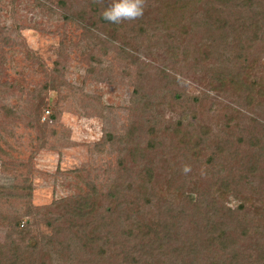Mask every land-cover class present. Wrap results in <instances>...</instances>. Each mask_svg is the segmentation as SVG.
<instances>
[{
  "label": "rangeland",
  "instance_id": "1",
  "mask_svg": "<svg viewBox=\"0 0 264 264\" xmlns=\"http://www.w3.org/2000/svg\"><path fill=\"white\" fill-rule=\"evenodd\" d=\"M57 1L39 0L36 4L34 0H0V188L6 193L11 195L15 184L18 190L14 195L25 196L29 192V205L48 208L44 212L46 219L58 216L52 207L54 201L80 193L85 187L82 179H90L106 194L110 176L117 175L105 174L106 168L114 166L118 153L108 147L100 152L96 145L106 132L115 137L131 132L135 135L130 137L129 145L140 137L142 157L137 155L132 162L125 156V168L133 173L135 192L119 198V203H139L142 215V200L136 196V186L141 183L136 174L141 176L145 169L154 173L156 180L149 188L154 195L151 210L155 212L159 202L180 203L183 195L194 196L190 193L195 190L191 180L186 182L190 186L182 187L183 191L180 183L168 185L167 167L173 166L181 175L187 173L182 157L188 155L189 161L196 159L200 161L197 167L206 169V159L216 153L220 158L212 170L218 172L226 162L239 175L240 161L247 163L256 152L251 145L254 138L262 140L260 146H264V28L258 33L198 28L195 37L192 31H186V36H179L193 37V45L185 56V47L178 43V49L167 51L170 41H164L163 35L153 38L156 43L137 38L147 49L139 54L131 49L139 59V65L131 66L119 51L136 45L130 39L134 33H123L129 37L127 45L120 39L110 40V48L103 55L97 48L85 47L88 42L82 41V29L71 21L81 9L88 10L85 1L65 0L64 9ZM184 3L182 13L190 17L193 4ZM65 15L71 20L64 19ZM85 23L88 24L87 18ZM181 24L188 25V21ZM168 31L169 35L179 33ZM148 32L152 31H144ZM95 34L103 38L101 31ZM209 36L217 46L213 52H209L211 45L207 52L201 47L203 37ZM223 41L228 47L223 46ZM238 43H249L250 48L240 50ZM27 50L31 58L26 56ZM90 56L96 60L90 61ZM56 63L64 65L62 85L47 92L42 113L35 114V103L29 106L27 101L32 95L26 90L40 88ZM174 94L182 99H176ZM52 115L56 120H51ZM151 126V138L162 140L164 154L159 149L144 150L142 132ZM248 179L252 187L258 185L255 176ZM211 186L212 183L205 184L208 195L225 207L234 212L240 205L243 207L244 224L236 232L245 230L246 225L264 228V190L255 194L243 188L237 199L230 195L221 199L219 186ZM25 199H0V253L12 219L20 215ZM110 203L105 198L101 201L103 207L114 206V200ZM138 217L135 215L133 220ZM45 218L31 224V234L36 239L52 235ZM185 227L181 226L178 233ZM236 232L235 239L239 236ZM245 234L246 238L255 239L250 232ZM11 239L15 242L17 237ZM238 250L249 254L252 246L248 241L240 242ZM75 256L77 262L73 264H84L86 258L89 264L90 259L96 258L95 252L88 250L76 252ZM59 259L54 257L49 263L58 264ZM208 259V254H202L186 258V263L206 264ZM256 259L253 256L250 260Z\"/></svg>",
  "mask_w": 264,
  "mask_h": 264
},
{
  "label": "trees",
  "instance_id": "2",
  "mask_svg": "<svg viewBox=\"0 0 264 264\" xmlns=\"http://www.w3.org/2000/svg\"><path fill=\"white\" fill-rule=\"evenodd\" d=\"M84 1L88 10L81 9L76 18L72 20L66 15L64 19H70L72 23L75 21L80 26L82 41L86 40L90 45L89 47L86 43L85 47L97 48L103 52V55H106V51L110 48L112 43L110 40L120 39L127 45L126 40L129 37L122 36L123 33L125 31L134 33L130 39L136 45L130 47V50L126 51L123 48L119 51L121 58L131 66L139 65V59L134 53L139 54L147 49L146 44L137 38H145L148 42L156 43L154 40L156 35H163L164 41H170L167 51L172 52L173 49H178V43L185 47L183 54L185 56L193 45L192 40L197 35L198 28L202 31H214V29L219 31V28L230 31H253L254 33H258L264 28V0ZM185 1L192 3L194 7L189 13L190 17L182 13L185 10ZM34 2L39 4V0H34ZM57 4L64 9L67 2L58 0ZM86 18L88 24L85 23ZM185 20L188 21V25L183 26L181 23ZM168 30L179 31V33L178 35L175 33L169 35ZM189 30L193 33L192 38L185 39L179 36H186L184 33ZM99 31L102 32L103 38L95 34ZM144 31L152 32L144 33ZM228 45L226 41H223L225 48ZM201 47L206 52L209 47L212 49L209 52H213L217 48L210 36L207 39L203 37ZM237 48L240 50L249 49L250 45L249 43H238ZM131 49L134 53L130 52ZM26 56L31 58L28 50ZM95 58L90 56L89 60H96ZM63 73L64 65L56 63L51 75L47 73L48 80L46 79L40 88L26 90L32 95L27 103L29 106H33L32 104L35 103V114L42 113L47 92L58 89L62 85L60 78L63 77ZM20 89L21 93H24L23 89ZM174 97L182 99L178 94H174ZM50 118L52 121L56 120L55 115ZM153 129L151 126L142 132L143 138L146 140L144 150L159 149L161 150L160 154H164L161 149L162 140H157V137L151 138L154 134ZM134 135L131 132L117 135V137L109 132L104 134L102 140L96 145L98 149H101L100 152L108 147L118 153L114 166L106 168L107 173L104 172L108 175L109 173L117 174L109 175V190L106 194H102L94 182L88 178L82 179L85 187L79 194L54 201L52 207L58 212L56 217L50 216L49 219H46L44 212L48 208H36L29 205V192L25 196L14 195V192L18 190L16 184L11 195L6 193L7 190L0 188V199L20 198L23 200L26 197L23 203L26 207L23 208L22 205L20 215L12 219L10 231L5 238L3 252L0 253V264H50L49 262L54 257L60 258L58 264H73L76 261V252H86V250L94 251L96 254L95 261L90 259L91 263L89 264H191L192 261L186 263V258H198L202 254L209 255L206 264H264V228L260 229L258 226L251 228L246 225L245 230L236 232V228H241L244 224V217L241 213L243 207L240 205L235 212L230 210L219 200L209 196L205 187V184L209 183H212L211 188L218 185L219 198L221 199L229 195L237 199L243 188L250 192L252 190L255 194L262 193L264 190V146H260L262 140L254 138V141L251 142L256 152L247 163H243V160L240 161L239 171L241 170L242 173L239 175H235L228 168L226 162L224 168L219 167L218 172L212 170L216 160L220 158L216 153L212 158L206 159V169L198 168L197 165L200 161L196 159L189 161L188 155L181 158L186 161V163L184 162L187 168L184 169L187 170L185 175L175 172L173 166L167 167L168 185L172 187V185L180 183V190L183 191L182 187L185 189L189 185V183L186 185V182L191 180L190 185L192 190L194 187L195 190L190 193L194 196L189 198L187 195H183L180 203L159 202L155 207V212L151 210V197L154 195L149 188V184H154L156 180L152 177L154 173L152 174L150 169H145L141 176L136 174V178L141 183L136 186V196H138L136 198L142 200L141 215L139 203L134 202L126 206L119 203V198L135 192L131 182L133 173H129V170L125 168V156H129L132 162L137 155L142 157V154L139 153L140 137L129 145V139ZM198 146L199 143H196L194 148L197 149ZM222 152V150L219 151V156L223 154ZM191 156L197 158L198 155L192 153ZM249 176L251 178L255 176L258 179L257 186L252 187V183L247 182ZM194 178L195 181H192ZM247 186L250 187L247 188ZM19 190L23 191V188ZM104 198L108 204L114 200V206L103 207L101 201H104ZM129 206L132 208L130 209ZM135 215L139 217L133 220ZM43 218H45L44 223L52 235L36 239L31 234V224L41 221ZM183 225L188 228L185 227L184 231L179 234L178 230ZM235 232L239 235L237 239H235ZM247 232H250V235H255V239L246 238L245 233ZM13 236L17 237L16 243L11 239ZM247 241L252 246L249 254L238 250L239 243ZM253 256L257 257L255 262L250 260ZM86 257L89 258L88 255ZM85 262L84 264H88L87 258Z\"/></svg>",
  "mask_w": 264,
  "mask_h": 264
}]
</instances>
